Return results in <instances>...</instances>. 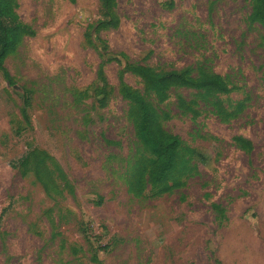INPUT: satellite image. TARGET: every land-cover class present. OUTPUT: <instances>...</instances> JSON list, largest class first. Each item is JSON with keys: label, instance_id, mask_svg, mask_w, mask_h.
I'll use <instances>...</instances> for the list:
<instances>
[{"label": "rangeland", "instance_id": "rangeland-1", "mask_svg": "<svg viewBox=\"0 0 264 264\" xmlns=\"http://www.w3.org/2000/svg\"><path fill=\"white\" fill-rule=\"evenodd\" d=\"M15 1L34 36L5 60L12 85L0 73V264H264V51L253 0H116L119 28L101 32L102 0ZM133 62L159 76L206 65L230 89L217 96L222 118L181 115L175 93L164 103L148 95L181 143L183 187L170 193L128 189L136 159H153L135 148L118 92ZM124 79L143 92L138 77Z\"/></svg>", "mask_w": 264, "mask_h": 264}, {"label": "trees", "instance_id": "trees-1", "mask_svg": "<svg viewBox=\"0 0 264 264\" xmlns=\"http://www.w3.org/2000/svg\"><path fill=\"white\" fill-rule=\"evenodd\" d=\"M16 7L15 0H0V73L9 85H12V81L5 67L6 58L16 51L24 38L34 36L30 28L18 21ZM115 9L116 0H102L95 31L119 28L120 19ZM249 21L262 29L261 47L264 51V0H253ZM126 73L141 80L143 92L132 89L125 82ZM97 77L101 84L105 82L102 66L98 69ZM181 90L194 91L195 94L191 99L186 100L177 93ZM118 92L129 106L128 116L136 138L135 148L153 156L150 161L138 158L133 163L128 179L130 193L139 197L148 186L157 194H166L182 188V171L178 169L181 143L176 136L163 128L161 117L149 101L148 95L153 94L159 103H164L170 93H175V107L181 115L196 116L199 110L204 108L222 118L224 115L217 96L228 94L229 87L221 77L211 73L206 65L199 66L194 75L183 72L159 76L153 69L139 62H133L126 64L119 73ZM233 143L242 151L252 149L251 143L241 137H235ZM35 154L36 152L27 153L20 158L21 175H25L27 166L31 165ZM33 169L37 179L47 188L50 183L44 180L43 166L34 165Z\"/></svg>", "mask_w": 264, "mask_h": 264}]
</instances>
